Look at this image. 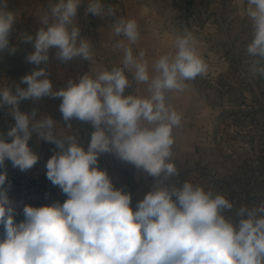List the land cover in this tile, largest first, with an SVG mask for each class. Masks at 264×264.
Segmentation results:
<instances>
[{"label":"clouds","instance_id":"obj_1","mask_svg":"<svg viewBox=\"0 0 264 264\" xmlns=\"http://www.w3.org/2000/svg\"><path fill=\"white\" fill-rule=\"evenodd\" d=\"M252 39L246 47L249 78L264 76V0H246ZM82 0H57L39 16L35 36L21 34L34 51L26 57L36 66L47 65L50 49L63 63L75 58L92 60L89 39L82 38L76 16ZM116 9L103 0H87L86 15L113 16ZM17 22L0 0V53L15 54L10 35ZM114 34L123 49L122 67L95 75L85 72L53 89L46 67H36L14 89L0 88V107L15 123L0 133V169L5 161L20 171L31 169L39 155L29 146L35 137L53 143L58 151L46 162V177L67 199L33 207L25 204L17 222L16 205L8 192L7 171H0V264H264V203L234 207L223 194L205 191L188 179L170 183L178 175L172 161L173 129L182 117L168 102L167 93L182 92L186 82L207 74L208 66L196 48L193 34L184 29L175 37V52L160 55L149 71L143 51L134 56L130 45L139 39L133 19L117 18ZM126 71L132 73L130 80ZM146 84L144 96L126 89ZM20 84L26 85L21 87ZM60 98L64 127L57 132L51 116L33 108L22 112L21 101ZM90 123L87 149L78 142L71 121ZM112 153L154 178L151 190L131 207V193L114 186L107 170L99 167L101 154Z\"/></svg>","mask_w":264,"mask_h":264},{"label":"rangeland","instance_id":"obj_2","mask_svg":"<svg viewBox=\"0 0 264 264\" xmlns=\"http://www.w3.org/2000/svg\"><path fill=\"white\" fill-rule=\"evenodd\" d=\"M143 3L152 8L148 17L153 26H161L158 31L161 38L175 40L187 29L195 37L196 48L208 66L206 75L193 80L204 109L196 119L198 137L192 159L178 167V175L170 183L179 187L188 179L205 191L225 195L235 208L264 203V76L249 78L247 74L251 57L246 47L252 39V26L246 14V0H143ZM22 5L23 0H8V9L13 12ZM21 31V26L15 24L10 35V43L17 47L15 54L0 53V88L14 89L24 75L41 66L27 62L26 57L32 51L30 43L19 40ZM59 105L54 98L46 97L42 101L23 100L19 108L22 112L35 108L58 122L57 132L72 134L64 127ZM7 112V106L0 107V133L10 142L6 133L15 121ZM75 123L73 119L72 130L87 149L94 129L86 126L81 129ZM29 146L40 157L31 169L20 171L8 160L5 168L0 169L7 171L6 186L11 184L8 195L15 202L17 222L24 219L25 204L40 207L67 199L46 177V162L58 151L56 145L38 142L33 137Z\"/></svg>","mask_w":264,"mask_h":264},{"label":"crops","instance_id":"obj_3","mask_svg":"<svg viewBox=\"0 0 264 264\" xmlns=\"http://www.w3.org/2000/svg\"><path fill=\"white\" fill-rule=\"evenodd\" d=\"M55 2L57 0H23V5L14 11L18 17L16 26L22 28L21 34L35 36L41 26L39 16L44 10L48 9L49 3ZM103 3L106 7L108 5L114 7L116 9L115 15L103 18L90 13L86 15L87 0H82L77 11L76 22L78 25L90 19L96 26L94 36L89 38L93 54L91 62L82 58H75L72 61L63 63L56 58V50L50 49V59L47 65L41 64L40 67L47 68L48 78L52 81L54 90L66 87L68 79L76 80L85 72L95 75L105 69L111 70L113 67L123 66V49H114L113 46L121 40L125 46H129L128 41L123 36H116L111 25L119 17L126 20L133 19L137 22L139 39L136 44L130 46L134 56H138L141 51L144 52V58L148 61L150 73L152 72V65L160 55L169 51L175 52V40L159 36L158 31L161 26H153L148 17L152 8L144 4L143 0H103ZM30 49L34 51L31 43ZM126 75L130 80L132 79L131 72L126 71ZM186 84L187 87L182 92L167 93L168 102L182 117L181 125L173 129L175 144L173 146L172 161L176 164L177 169L184 161L187 164L188 158L192 159L193 145L198 137L196 119L200 117L199 113L204 109L194 90L193 80L187 81ZM146 89V84L137 85L133 82L132 87L126 89V94L144 96L147 94ZM54 99L59 104L61 103L60 98ZM74 121L81 129L84 126L93 129L90 123H82L75 119ZM98 164L101 169L107 170L116 188L131 193V207L135 211L137 202L143 199L145 194L151 190L155 182L154 178L148 176L142 170L136 169L132 164L118 160L112 153L101 154Z\"/></svg>","mask_w":264,"mask_h":264},{"label":"built area","instance_id":"obj_4","mask_svg":"<svg viewBox=\"0 0 264 264\" xmlns=\"http://www.w3.org/2000/svg\"><path fill=\"white\" fill-rule=\"evenodd\" d=\"M80 27V35L82 38H92L96 32V26L90 19L78 25Z\"/></svg>","mask_w":264,"mask_h":264}]
</instances>
